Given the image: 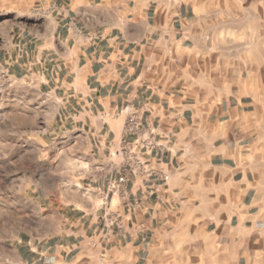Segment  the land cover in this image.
I'll use <instances>...</instances> for the list:
<instances>
[{
    "label": "crops",
    "instance_id": "0c3cea01",
    "mask_svg": "<svg viewBox=\"0 0 264 264\" xmlns=\"http://www.w3.org/2000/svg\"><path fill=\"white\" fill-rule=\"evenodd\" d=\"M98 1L70 0L58 9L52 50L66 71L58 81L71 86L55 91L65 116L60 121L73 128L71 144H84L80 155L94 166L123 135L125 116L115 107L150 102V126L176 134L167 156L171 178L148 211L132 218L115 200L111 211L124 220L106 239L85 172L79 190L61 192L48 206L57 220L52 233L0 240V264H264V183L239 135L264 128L258 103L264 74L247 69L248 77L243 70L237 77V59L223 56L222 43L209 44L186 6ZM214 51L222 55L208 57ZM206 87L213 91L206 95ZM113 114L116 122L123 117L116 131L107 120Z\"/></svg>",
    "mask_w": 264,
    "mask_h": 264
},
{
    "label": "rangeland",
    "instance_id": "374dc122",
    "mask_svg": "<svg viewBox=\"0 0 264 264\" xmlns=\"http://www.w3.org/2000/svg\"><path fill=\"white\" fill-rule=\"evenodd\" d=\"M152 1L162 10L180 5L188 7L209 36V44L222 43L227 47L223 56L237 59V77L247 69L264 74V0ZM64 2L70 3V0H0L2 241L12 242L28 232L37 237L52 233L57 220L51 216L48 206L61 192L79 190L90 163L80 155L85 153V145L75 149L71 144L76 133L60 121L64 114L58 93L55 94L56 90L71 87L58 81L65 66L54 57L52 50L58 9ZM99 3L100 0L96 2ZM214 52L208 57L222 55L220 51ZM244 73L248 77L247 71ZM261 76L256 77L258 85ZM212 78L208 73L209 85L213 83ZM177 80L179 76L175 77L174 88L180 90ZM204 83H208L206 79L201 84ZM77 87L85 86L79 82ZM203 91L207 95L213 89L206 87ZM66 101L68 105L73 104L70 98ZM258 103L264 105V97ZM257 115L260 120L261 113ZM113 117L114 114L107 120L115 122L112 127L116 131L121 128L123 117L118 122ZM239 135L243 139V153L264 183V128ZM245 136L249 137L244 139ZM49 221L51 224L46 225Z\"/></svg>",
    "mask_w": 264,
    "mask_h": 264
},
{
    "label": "built area",
    "instance_id": "2783aa9c",
    "mask_svg": "<svg viewBox=\"0 0 264 264\" xmlns=\"http://www.w3.org/2000/svg\"><path fill=\"white\" fill-rule=\"evenodd\" d=\"M115 114L125 116L122 137L110 141L106 161L85 168L89 180L86 189L98 196L102 211L99 220L106 239L121 229L118 220H124L120 213L111 211L115 200L122 202L132 218L148 211L167 187L172 174L167 156L176 137L160 135L150 126V102L116 106Z\"/></svg>",
    "mask_w": 264,
    "mask_h": 264
}]
</instances>
